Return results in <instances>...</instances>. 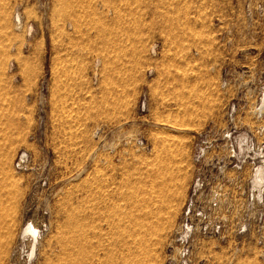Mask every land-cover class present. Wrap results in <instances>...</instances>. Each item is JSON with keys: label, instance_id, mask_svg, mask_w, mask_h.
<instances>
[{"label": "rangeland", "instance_id": "rangeland-1", "mask_svg": "<svg viewBox=\"0 0 264 264\" xmlns=\"http://www.w3.org/2000/svg\"><path fill=\"white\" fill-rule=\"evenodd\" d=\"M257 1L0 0V264H264Z\"/></svg>", "mask_w": 264, "mask_h": 264}, {"label": "built area", "instance_id": "built-area-1", "mask_svg": "<svg viewBox=\"0 0 264 264\" xmlns=\"http://www.w3.org/2000/svg\"><path fill=\"white\" fill-rule=\"evenodd\" d=\"M263 10H264L263 2L257 1L256 11H258L260 13V15H262ZM256 161H258L260 163L256 170L258 171L259 168H262V170H263V177H262V182L260 183V185H262L264 187V142L259 144Z\"/></svg>", "mask_w": 264, "mask_h": 264}, {"label": "bare ground", "instance_id": "bare-ground-1", "mask_svg": "<svg viewBox=\"0 0 264 264\" xmlns=\"http://www.w3.org/2000/svg\"><path fill=\"white\" fill-rule=\"evenodd\" d=\"M27 30V34L29 35L31 33V26H28L26 28ZM263 99H264V95H263ZM262 99V100H263ZM262 175H263V170L262 168H259L258 169V175L255 177L254 181L256 182H260L261 178H262ZM22 233L23 234H30L32 235L33 237L35 236V234L37 233V229L36 227L32 224V223H28L23 229H22Z\"/></svg>", "mask_w": 264, "mask_h": 264}]
</instances>
